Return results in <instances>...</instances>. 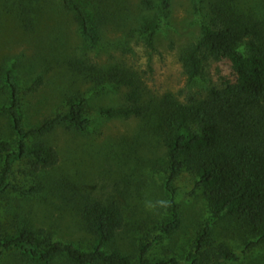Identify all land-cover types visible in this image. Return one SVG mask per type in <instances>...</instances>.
<instances>
[{
  "label": "trees",
  "instance_id": "16d2710c",
  "mask_svg": "<svg viewBox=\"0 0 264 264\" xmlns=\"http://www.w3.org/2000/svg\"><path fill=\"white\" fill-rule=\"evenodd\" d=\"M194 1L205 6L198 35L180 51L183 73L190 82L198 81L208 62L215 61L225 75L220 84H209L202 97L188 94L180 100L171 93L160 97L150 94L138 73L129 67L98 64L89 57L88 51L100 47L102 41V0H57V4L53 0H0V13L13 14L29 35L37 33L41 18L48 12L56 11L72 20L85 51L64 55L54 47L43 56L61 62L93 88H126L124 103L101 107L99 115L153 120L165 149L164 187L169 194L166 214L157 226L159 233L154 240L139 244L137 259L117 248L107 250L125 225L121 204L92 199L78 206L82 226L93 237L89 249L58 239L44 228L23 225L0 232V260L6 253L18 251L34 264H182L176 257L152 260L149 254L155 242L180 226L176 183L185 174L192 179L194 191L202 193L207 207V217L195 233L185 264L237 260L236 253L213 237L214 225L224 218L252 238L248 247L264 245V22L245 10L243 0ZM140 4L166 16L171 0H141ZM160 21L154 17L142 24L141 32L149 45L161 28ZM42 84L41 74L27 85L14 63L0 66L4 95L0 111L14 136L0 138V198L8 192L39 194L41 183L21 184L12 179L16 168L25 166L29 177L54 168L59 154L40 139L60 126L82 132L90 126L88 98L81 94L70 96L64 110L28 126L24 96Z\"/></svg>",
  "mask_w": 264,
  "mask_h": 264
},
{
  "label": "rangeland",
  "instance_id": "374dc122",
  "mask_svg": "<svg viewBox=\"0 0 264 264\" xmlns=\"http://www.w3.org/2000/svg\"><path fill=\"white\" fill-rule=\"evenodd\" d=\"M140 1L102 0L105 9L102 41L100 47L88 51L89 57L98 64H118L135 70L144 89L154 96L171 93L180 100L188 94L202 97L209 84H220L225 72L215 61L208 62L200 80L190 82L179 60L181 49L199 33L205 3L171 0L169 12L164 16L156 8L143 7ZM54 2L57 4V0ZM242 5L264 22V0H243ZM154 17L161 18V28L153 45H149L141 28L143 22ZM20 24L10 12L0 13V66L14 63L27 85L39 74L43 76L42 86L24 96L27 125L33 126L64 110L68 98L76 94L88 98L91 123L86 132L60 126L40 139L56 148L59 163L32 177L24 173L25 166L16 168L12 177L15 182H39L43 189L35 196L8 192L1 197L0 232L31 225L89 249L93 237L82 226L79 204L92 199L116 200L123 208L125 225L107 250L117 248L137 259L139 244L158 235L157 226L166 214L169 201L164 187L165 149L156 125L149 118L100 116L101 107L124 103L126 88H93L61 62L43 56L54 47L64 55L85 51L76 25L68 17L56 11L48 12L34 35L25 32ZM3 100L0 89V105ZM13 137L7 118L0 111V138ZM176 184L180 226L155 242L149 257L152 260L176 257L185 264L195 233L207 217V207L202 193L194 191L190 176L183 175ZM213 237L238 256L235 261L220 264H264V245L248 247L252 238L232 220L224 218L217 222ZM0 264L34 263L20 252L12 251L5 254Z\"/></svg>",
  "mask_w": 264,
  "mask_h": 264
}]
</instances>
